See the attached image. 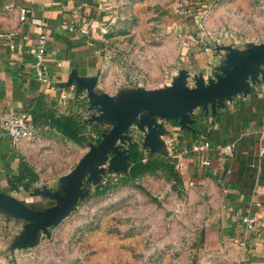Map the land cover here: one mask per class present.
<instances>
[{
	"label": "rangeland",
	"instance_id": "374dc122",
	"mask_svg": "<svg viewBox=\"0 0 264 264\" xmlns=\"http://www.w3.org/2000/svg\"><path fill=\"white\" fill-rule=\"evenodd\" d=\"M186 1L191 5L211 1L214 7L208 19L180 15L179 0H120L109 8L99 28L117 87L155 89L171 83L187 64L186 45L213 49L217 43L264 42V0ZM79 104L81 118L89 119L88 103ZM35 140L30 167L37 173L34 186L39 190L60 188V177L89 150L88 145L47 132ZM135 140L148 156L141 131ZM124 176L105 179L100 191L91 185L89 196L69 217L48 233L42 231L33 246L16 248L10 263L264 264V219L254 232H247L251 235L247 239L222 229L227 216L218 189L191 185L183 178L176 182L165 171L135 179ZM34 186L14 194L34 203L30 195ZM39 199L42 208L58 203Z\"/></svg>",
	"mask_w": 264,
	"mask_h": 264
},
{
	"label": "crops",
	"instance_id": "0c3cea01",
	"mask_svg": "<svg viewBox=\"0 0 264 264\" xmlns=\"http://www.w3.org/2000/svg\"><path fill=\"white\" fill-rule=\"evenodd\" d=\"M116 1L120 0H0V120L8 113H29L36 127L35 137L14 144L0 123V191L36 208L39 198L49 199L35 193L40 187L33 184L30 195L35 200L30 203L14 194L23 186L15 188L12 183H16L15 177L23 162L30 166L31 146L36 145L38 134L47 132L68 139L53 127L52 118L75 115L89 128L96 127L92 137L99 139H90L85 145L90 141L99 143L102 134L112 128L108 122L91 123L81 118L79 103L82 100L88 103V96L85 91L78 93L77 78L98 76L97 90L111 95H116L122 88L116 85L117 77L113 75L114 68L110 66L99 28ZM39 24L44 25L48 33L45 54L50 75L48 83L39 80L35 68ZM71 25L76 28L71 30ZM81 28L88 33L81 32ZM225 45L241 49L248 46ZM183 53L188 54V61L180 70L188 72L190 87L196 85V77H203L206 82L214 78L226 59V51L215 47L206 49L186 45ZM259 78L260 81L255 83L251 81L247 93L225 100L216 112L211 107L208 111L196 109L191 129H183L176 120L158 119L164 125L161 139L169 152L177 144L191 146L204 139L212 142L213 149L203 154L210 158L211 165L203 166L200 156L190 155L182 178L192 180L202 188L209 185L218 189L227 216L221 222V228L243 239L251 237L241 223L243 214L250 213L259 220L264 219V155L260 152L264 147V78L261 73ZM88 112L91 115L92 111ZM225 143L233 145L232 155L220 152L219 147ZM145 151L149 152L148 149ZM146 157L148 159L149 155ZM45 187L58 189L44 186L40 190ZM24 225L23 219L0 209V264H11L8 258L16 250L13 245L22 236Z\"/></svg>",
	"mask_w": 264,
	"mask_h": 264
},
{
	"label": "water",
	"instance_id": "95a60500",
	"mask_svg": "<svg viewBox=\"0 0 264 264\" xmlns=\"http://www.w3.org/2000/svg\"><path fill=\"white\" fill-rule=\"evenodd\" d=\"M247 45L241 49L217 43V50L226 51L224 65L208 82L196 77L193 87L188 85L186 70H180L171 83L163 87H122L116 95L97 90L98 76L78 77V93H87L88 110L92 111L88 121L108 122L112 128L102 134L99 143L88 142L89 150L61 177L60 188L36 189L35 193L56 199L57 205L36 208L0 191V209L25 221L22 236L13 249L33 246L42 231L48 233V228L60 225L77 209L79 202L89 196L91 185L98 186L107 178L128 174L132 167L128 148L135 143L137 130L143 133L142 148L148 149L149 158L158 154L167 158L169 151L161 139L164 125L158 122L159 118L176 120L183 129H191L196 109L208 111L211 107L216 112L225 100L247 93L251 81H260V73L264 78V42Z\"/></svg>",
	"mask_w": 264,
	"mask_h": 264
},
{
	"label": "built area",
	"instance_id": "2783aa9c",
	"mask_svg": "<svg viewBox=\"0 0 264 264\" xmlns=\"http://www.w3.org/2000/svg\"><path fill=\"white\" fill-rule=\"evenodd\" d=\"M214 4L211 1L204 3L189 4L186 0H179L176 11L180 15L195 16L203 19H208ZM76 26L71 25V30H74ZM38 30L40 33L39 43L36 51L35 68L40 81L44 83L50 82L49 69L45 62L46 54V42L48 40V33L45 30L44 25L39 24ZM81 32L88 33V30L81 28ZM210 49V48H207ZM2 128L10 135L14 144H19L24 139H31L36 136V127L33 123V118L29 113H8L1 117L0 120ZM264 136V132H263ZM213 149L212 142L209 139L203 141H196L191 146L173 145L170 149L169 156L174 163L175 169L183 174L188 168L187 159L190 155L200 156L201 164L203 166H210L211 160L208 157H204L203 154ZM220 152L227 155H232L234 152L233 145L231 143H225L219 147ZM261 155H264V147L261 149ZM191 185H194V181H190ZM260 204V203H259ZM259 218L250 213L243 214L241 216V223L244 229L252 233L258 226ZM241 245H246V240L240 241ZM1 258V253H0Z\"/></svg>",
	"mask_w": 264,
	"mask_h": 264
},
{
	"label": "trees",
	"instance_id": "16d2710c",
	"mask_svg": "<svg viewBox=\"0 0 264 264\" xmlns=\"http://www.w3.org/2000/svg\"><path fill=\"white\" fill-rule=\"evenodd\" d=\"M52 125L63 136L72 140L73 142L84 145L88 140L92 139L93 130L97 128L88 127V124L83 122L82 119L77 118L75 115H66L57 118H52ZM130 160L132 167L130 172L124 176V179H135L148 172L165 171L172 175L176 182L182 181L180 172L175 169L174 163L171 159L163 156H155L146 159L140 151V145L135 142L129 146ZM37 173L25 162L21 164L18 176L15 177V182L12 180V185L18 188L19 185L23 186L25 190H30L31 186L35 183ZM104 185L97 186L100 191Z\"/></svg>",
	"mask_w": 264,
	"mask_h": 264
}]
</instances>
